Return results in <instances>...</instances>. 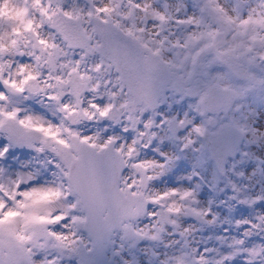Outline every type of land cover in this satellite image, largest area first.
<instances>
[{"label": "snow or ice", "instance_id": "6c2138e0", "mask_svg": "<svg viewBox=\"0 0 264 264\" xmlns=\"http://www.w3.org/2000/svg\"><path fill=\"white\" fill-rule=\"evenodd\" d=\"M0 264H264V0H0Z\"/></svg>", "mask_w": 264, "mask_h": 264}]
</instances>
